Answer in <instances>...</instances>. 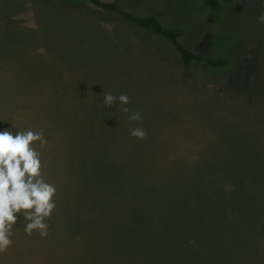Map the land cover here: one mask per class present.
<instances>
[{
    "label": "rangeland",
    "instance_id": "374dc122",
    "mask_svg": "<svg viewBox=\"0 0 264 264\" xmlns=\"http://www.w3.org/2000/svg\"><path fill=\"white\" fill-rule=\"evenodd\" d=\"M103 1L163 12L228 65L188 75L165 39L81 1L0 0V130H43L57 189L48 235L17 214L0 264H264V0Z\"/></svg>",
    "mask_w": 264,
    "mask_h": 264
},
{
    "label": "clouds",
    "instance_id": "9594fccd",
    "mask_svg": "<svg viewBox=\"0 0 264 264\" xmlns=\"http://www.w3.org/2000/svg\"><path fill=\"white\" fill-rule=\"evenodd\" d=\"M264 24V15L258 17ZM116 101L128 104L126 94L118 97L111 93L104 95V105L112 106ZM127 110V109H126ZM139 112L129 116L130 121L141 120ZM10 128L0 130V253L13 245V227L18 216L22 214L28 221L24 230L28 235L37 232L41 237L48 235L50 218L56 207V186L47 182L43 175L41 154L35 148L39 142L43 147L47 144L43 130L13 131ZM130 135L143 139L146 135L143 128H132Z\"/></svg>",
    "mask_w": 264,
    "mask_h": 264
},
{
    "label": "trees",
    "instance_id": "16d2710c",
    "mask_svg": "<svg viewBox=\"0 0 264 264\" xmlns=\"http://www.w3.org/2000/svg\"><path fill=\"white\" fill-rule=\"evenodd\" d=\"M81 1L89 6L108 13H113L129 23L137 25L145 30H149L155 35L165 39L171 47L174 49V52L179 59L181 65L185 69L188 75H191V69L193 63H204L210 68L217 69L223 68L228 65L226 58L216 57L208 58L202 55H199L195 51L185 47L180 42L181 33L172 28H166L161 22L160 17L163 15V12H157L149 16H136L130 12L121 9L115 1H103V0H75ZM230 0H204L203 5L210 9L211 11L219 9L222 3L229 2Z\"/></svg>",
    "mask_w": 264,
    "mask_h": 264
}]
</instances>
